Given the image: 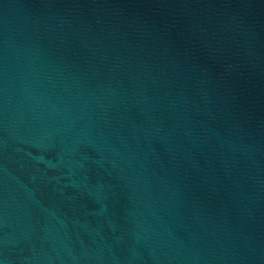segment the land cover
<instances>
[{"label":"water","instance_id":"95a60500","mask_svg":"<svg viewBox=\"0 0 264 264\" xmlns=\"http://www.w3.org/2000/svg\"><path fill=\"white\" fill-rule=\"evenodd\" d=\"M0 264H264V0H0Z\"/></svg>","mask_w":264,"mask_h":264}]
</instances>
